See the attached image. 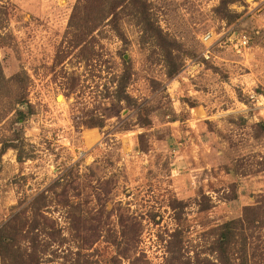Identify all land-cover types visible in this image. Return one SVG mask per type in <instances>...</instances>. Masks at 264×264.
I'll list each match as a JSON object with an SVG mask.
<instances>
[{
    "label": "rangeland",
    "instance_id": "rangeland-1",
    "mask_svg": "<svg viewBox=\"0 0 264 264\" xmlns=\"http://www.w3.org/2000/svg\"><path fill=\"white\" fill-rule=\"evenodd\" d=\"M0 70V264H264V0H2Z\"/></svg>",
    "mask_w": 264,
    "mask_h": 264
},
{
    "label": "trees",
    "instance_id": "trees-1",
    "mask_svg": "<svg viewBox=\"0 0 264 264\" xmlns=\"http://www.w3.org/2000/svg\"><path fill=\"white\" fill-rule=\"evenodd\" d=\"M0 1H2V0H0ZM117 1H119L120 3L122 2V1H124V0H117ZM19 78V76H16L15 78H14V80L12 79V80H7L3 75H2V72H1V70H0V89H2V88H8L9 87V85H10V83L11 82H13V81H16L17 79ZM23 103V101H22V97L21 96H16V100H15V104H13V107L11 106L9 109H7V110H0V123L3 121V120H5V119H7L8 117H9V115H10V113H11V111H17V106L19 105V104H22ZM15 105V106H14ZM19 113V115L21 116V117H24V115L22 114V112H18Z\"/></svg>",
    "mask_w": 264,
    "mask_h": 264
},
{
    "label": "built area",
    "instance_id": "built-area-1",
    "mask_svg": "<svg viewBox=\"0 0 264 264\" xmlns=\"http://www.w3.org/2000/svg\"><path fill=\"white\" fill-rule=\"evenodd\" d=\"M211 37H212L211 34H208L204 37L203 41L209 45L211 42ZM249 47H250V39L245 35H241V37L238 39V41L235 44V49L240 52L241 50H247ZM210 56H211V51H210V47L208 46L205 52L203 53V57L209 60ZM251 97L255 98L257 96L252 95Z\"/></svg>",
    "mask_w": 264,
    "mask_h": 264
},
{
    "label": "bare ground",
    "instance_id": "bare-ground-1",
    "mask_svg": "<svg viewBox=\"0 0 264 264\" xmlns=\"http://www.w3.org/2000/svg\"><path fill=\"white\" fill-rule=\"evenodd\" d=\"M58 99H59L60 102L63 101V97L62 96H60Z\"/></svg>",
    "mask_w": 264,
    "mask_h": 264
}]
</instances>
